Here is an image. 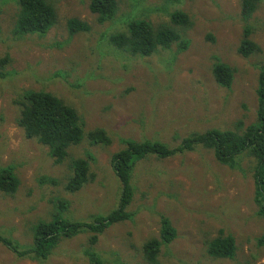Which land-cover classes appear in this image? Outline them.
<instances>
[{"label": "rangeland", "instance_id": "374dc122", "mask_svg": "<svg viewBox=\"0 0 264 264\" xmlns=\"http://www.w3.org/2000/svg\"><path fill=\"white\" fill-rule=\"evenodd\" d=\"M57 20L44 35L15 33L17 0H0V58L12 74L0 80V167L11 166L19 180L15 194L0 192V235L31 244V228L54 217L90 222L116 208L120 186L110 157L122 141L158 140L175 146L182 138L210 129L240 131L255 119L258 66L264 63V0L249 17L242 0H117L111 21L100 23L90 0H48ZM182 11L193 22L181 29L186 49H158L149 57L131 56L108 41L126 30L131 19L169 23ZM87 24L88 32L70 35L69 19ZM252 31L259 51L238 53L242 32ZM232 69L229 88L212 77L214 63ZM26 92H47L77 112L83 131L102 129L110 143L86 138L67 149L55 164L48 149L26 139L17 126L14 102ZM87 159L88 183L66 190L73 162ZM251 158L239 170L220 164L210 150L168 159L147 158L133 172L135 195L129 220L99 236L95 250L104 264H151L142 247L158 238L160 216L169 218L176 237L160 248L157 264H264L257 244L264 229L254 203ZM58 200L67 203L65 208ZM222 231L236 250L232 259L212 258L208 243ZM87 235L62 239L42 262L19 259L0 244V264H88Z\"/></svg>", "mask_w": 264, "mask_h": 264}, {"label": "trees", "instance_id": "16d2710c", "mask_svg": "<svg viewBox=\"0 0 264 264\" xmlns=\"http://www.w3.org/2000/svg\"><path fill=\"white\" fill-rule=\"evenodd\" d=\"M258 2L259 0H242L241 15L249 17L253 14ZM17 4L19 13L14 30L19 36L44 35L56 23L55 7L48 0H17ZM88 8L100 23H105L113 19L118 4L117 0H90ZM192 25V19L182 11L171 13L168 24H152L145 19H131L127 22L125 31L116 32L108 41L117 50L131 56L149 57L158 49L165 50L172 46H177L181 52L187 46L181 29H189ZM67 30L73 35L88 32L89 27L86 23L72 18L67 21ZM251 34L252 31L242 32L238 53L243 57L260 50L251 40ZM10 62V58L6 56L0 58V80L12 76L4 69ZM211 74L218 86H231L233 72L226 64L219 61L214 63ZM255 93V119L240 131L210 129L201 133L194 132L182 138L175 146L158 140H123V147L110 157V166L119 182L120 194L116 208L105 216H95L90 222L54 217L51 221L37 222L32 226L31 244L20 245L17 241L1 235L0 244L19 259L42 262L52 254L62 239L86 234L88 247L83 254L88 264H104L95 250V245L106 229L131 218L132 213L128 208L136 192L132 181L137 164L150 157L168 159L192 152L198 147L210 150L220 164L232 170H239L245 157L251 158L256 213L264 220V63L258 66ZM19 98L14 102L20 109L17 126L26 139H33L46 147L55 164L66 158L69 147L78 145L85 138L93 144L110 143L109 137L102 129L85 134L77 112L50 93L26 92ZM89 169L87 159L74 161L66 190L74 193L84 187L92 177ZM18 186L19 180L13 168L0 167V192L13 195ZM58 202L63 208L67 205L61 200ZM159 225L158 238L148 240L142 247L144 260L151 264H157L160 248L171 243L176 237V230L169 218L161 215ZM257 244L264 249V229L257 238ZM235 250L234 239L220 231L218 236L208 243L207 253L212 258L232 259Z\"/></svg>", "mask_w": 264, "mask_h": 264}]
</instances>
